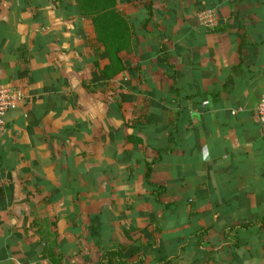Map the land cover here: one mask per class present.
Returning a JSON list of instances; mask_svg holds the SVG:
<instances>
[{"label": "crops", "instance_id": "1", "mask_svg": "<svg viewBox=\"0 0 264 264\" xmlns=\"http://www.w3.org/2000/svg\"><path fill=\"white\" fill-rule=\"evenodd\" d=\"M116 9L106 78L73 0H0V264H264V0Z\"/></svg>", "mask_w": 264, "mask_h": 264}, {"label": "trees", "instance_id": "2", "mask_svg": "<svg viewBox=\"0 0 264 264\" xmlns=\"http://www.w3.org/2000/svg\"><path fill=\"white\" fill-rule=\"evenodd\" d=\"M79 10L81 17L91 20V25L97 44L102 50L108 64L104 67L102 74L111 78L124 69L120 54L127 52L130 48L134 31L129 21L116 9L117 0H73ZM97 46V47H98ZM121 248L106 250L105 259L110 264L113 258H121Z\"/></svg>", "mask_w": 264, "mask_h": 264}, {"label": "built area", "instance_id": "3", "mask_svg": "<svg viewBox=\"0 0 264 264\" xmlns=\"http://www.w3.org/2000/svg\"><path fill=\"white\" fill-rule=\"evenodd\" d=\"M200 22L208 27H215V16L211 11L199 15ZM24 100L23 93L11 86L0 84V136L6 128V118L10 112L15 110ZM256 118L260 126L261 137L264 141V98L259 101L256 107Z\"/></svg>", "mask_w": 264, "mask_h": 264}, {"label": "water", "instance_id": "4", "mask_svg": "<svg viewBox=\"0 0 264 264\" xmlns=\"http://www.w3.org/2000/svg\"><path fill=\"white\" fill-rule=\"evenodd\" d=\"M78 82H76L75 80H71V86L74 89L77 86Z\"/></svg>", "mask_w": 264, "mask_h": 264}, {"label": "rangeland", "instance_id": "5", "mask_svg": "<svg viewBox=\"0 0 264 264\" xmlns=\"http://www.w3.org/2000/svg\"><path fill=\"white\" fill-rule=\"evenodd\" d=\"M94 46H98L97 44H95ZM98 48H100L99 46H98Z\"/></svg>", "mask_w": 264, "mask_h": 264}]
</instances>
